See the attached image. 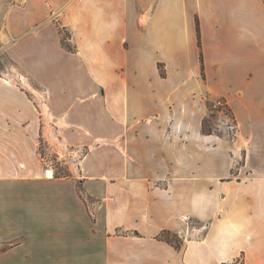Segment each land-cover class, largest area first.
Instances as JSON below:
<instances>
[{
	"label": "crops",
	"instance_id": "1",
	"mask_svg": "<svg viewBox=\"0 0 264 264\" xmlns=\"http://www.w3.org/2000/svg\"><path fill=\"white\" fill-rule=\"evenodd\" d=\"M0 9V264H264V0ZM219 98L236 142L204 131Z\"/></svg>",
	"mask_w": 264,
	"mask_h": 264
},
{
	"label": "rangeland",
	"instance_id": "2",
	"mask_svg": "<svg viewBox=\"0 0 264 264\" xmlns=\"http://www.w3.org/2000/svg\"><path fill=\"white\" fill-rule=\"evenodd\" d=\"M1 4L2 9L5 4L3 2H1ZM13 68H15V65L4 49L0 47V72L5 73ZM217 100H221V98ZM215 101L216 100L209 102L210 114L205 124V130H211L220 136L226 137L231 142H236L237 129L232 109L224 100L223 104H218L217 106H215ZM39 104L42 109L44 104L42 100ZM38 147L44 161L51 165L55 169V172L57 171L60 175L71 173L72 170H77L79 160L85 153L84 149L78 151L70 147L60 148L59 144L50 143L44 136L40 137ZM49 172L51 173V170H49ZM89 203H91L90 199Z\"/></svg>",
	"mask_w": 264,
	"mask_h": 264
},
{
	"label": "trees",
	"instance_id": "3",
	"mask_svg": "<svg viewBox=\"0 0 264 264\" xmlns=\"http://www.w3.org/2000/svg\"><path fill=\"white\" fill-rule=\"evenodd\" d=\"M197 31H198L199 39H201V37H200L201 31H200L199 20H197ZM202 60H203V58H202ZM203 75H204V73H203ZM206 121H207V118L204 119V123H203L204 131L211 133L212 132L211 130H208V131L205 130ZM55 174H56V176H69L70 175V173H67V174H64V175H60V174H58L57 171L55 172ZM159 237L164 239V240H166L167 242L171 243L172 245H174L178 249L182 248L183 239L177 233H174V232L169 231V230H163ZM228 264H245V263H244L243 259L238 258L237 260H235V261H233L231 263H228Z\"/></svg>",
	"mask_w": 264,
	"mask_h": 264
},
{
	"label": "built area",
	"instance_id": "4",
	"mask_svg": "<svg viewBox=\"0 0 264 264\" xmlns=\"http://www.w3.org/2000/svg\"><path fill=\"white\" fill-rule=\"evenodd\" d=\"M10 4H17V3H26L28 0H7ZM218 104H223V100H216L215 101V106H217ZM184 220L186 222H189L190 221V217L189 216H185L184 217Z\"/></svg>",
	"mask_w": 264,
	"mask_h": 264
}]
</instances>
